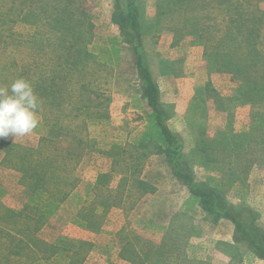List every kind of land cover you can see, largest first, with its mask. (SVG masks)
Returning <instances> with one entry per match:
<instances>
[{"label": "rangeland", "instance_id": "rangeland-1", "mask_svg": "<svg viewBox=\"0 0 264 264\" xmlns=\"http://www.w3.org/2000/svg\"><path fill=\"white\" fill-rule=\"evenodd\" d=\"M195 1L134 0L139 52L196 183L264 232V0L258 27L238 0ZM241 21L259 32L239 74ZM18 78L39 125L0 139V264H264L171 176L113 0H0V87Z\"/></svg>", "mask_w": 264, "mask_h": 264}, {"label": "trees", "instance_id": "trees-1", "mask_svg": "<svg viewBox=\"0 0 264 264\" xmlns=\"http://www.w3.org/2000/svg\"><path fill=\"white\" fill-rule=\"evenodd\" d=\"M180 3L184 9L192 7L196 4L195 0H174ZM228 4L232 0H221ZM243 1V2H242ZM237 1L235 10L242 18L243 22H255L254 27H258L257 12L255 5L251 10V0ZM114 20L122 36L126 40L133 52V65L137 72V77L140 83V99L144 101L147 109L150 110L154 120V125L158 131L159 141L161 142L159 154L164 158V163L170 170L171 176L182 186L185 187L188 193L199 200V204L203 212L218 220H225L233 226V241L237 244H243L246 248L259 260L264 262V232L256 224L257 218L253 211L248 207H236L228 202L224 194L214 186L205 184H197L188 163L184 160L186 151V143L183 138L173 133L167 124V114L160 103V94L158 87L152 78V74L145 64V60L141 56L140 41L141 33L139 31V20L134 7V0H113ZM243 10V11H241ZM254 10H256L254 12ZM244 11H247L245 14ZM254 12V13H253ZM241 21V22H242ZM231 22H234L232 20ZM243 22L238 26V31L241 33V44L247 49V57L250 59L239 61L236 65L232 59H228L224 66H229L233 72L239 74L249 72L256 64L255 57L258 55L254 49H249L255 45L258 38V32L252 25H243ZM192 32L201 30V26H195ZM254 64V65H253ZM39 89H42L41 83ZM251 95L264 85H260L254 80L247 82ZM50 93L53 96L59 94V89L54 90L50 86ZM121 195L116 198L121 199ZM56 199V198H55ZM58 200V199H56Z\"/></svg>", "mask_w": 264, "mask_h": 264}, {"label": "clouds", "instance_id": "clouds-1", "mask_svg": "<svg viewBox=\"0 0 264 264\" xmlns=\"http://www.w3.org/2000/svg\"><path fill=\"white\" fill-rule=\"evenodd\" d=\"M39 108V97L28 80L18 78L10 86L0 87V139L34 132Z\"/></svg>", "mask_w": 264, "mask_h": 264}]
</instances>
